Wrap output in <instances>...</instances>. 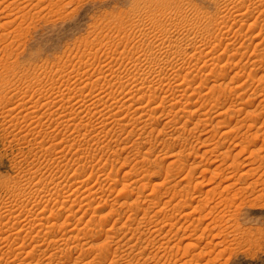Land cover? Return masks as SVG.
Wrapping results in <instances>:
<instances>
[{"label":"rangeland","instance_id":"rangeland-1","mask_svg":"<svg viewBox=\"0 0 264 264\" xmlns=\"http://www.w3.org/2000/svg\"><path fill=\"white\" fill-rule=\"evenodd\" d=\"M0 1V24L6 25L0 26V217L1 214H7L6 217L11 215L10 207L14 209L12 215L15 216L23 207L25 211L30 210L28 215L31 210L34 211L29 215V222L21 221L24 217L19 219L23 224L21 226L18 220L0 218V264H92L95 261L96 264H159V260L160 264H264V0L259 3V0H17L18 4L10 0ZM232 8L234 11L230 10ZM235 17L237 20H234ZM200 24L202 28L197 29ZM162 30L173 33L174 38L181 41L179 48L188 51L189 57L184 56V74L189 72L188 78L193 79V86L188 88L189 93L194 90L191 92L193 95L182 92L187 87L185 83L183 85L182 78L176 81L179 84H175L177 88L175 86V90L169 91L171 94L174 92L172 97L180 98L182 95V104H177L173 109V123L168 122L167 125L164 122V126L163 122H159L160 119L157 120L158 114L166 113L167 106L168 111L172 108L168 98L164 100L163 109L157 108V113L153 109L149 113L153 117L147 115L142 119L147 121V124L142 121L146 125L130 122L121 128L109 124V121H105V125L104 116L101 117L106 111L102 109L104 106L100 107L101 110L88 111V115V102L91 104L101 95L112 98H109V103L124 101L129 95L131 85V88L128 85V88L120 89L116 80L102 82L103 90L95 88L91 92L88 86L85 91L84 88L74 89V92H82L71 93L77 105L73 101V105L67 104L66 108L73 112L79 111V118L70 122L44 116V108L40 105L39 111L37 107L24 109L21 113H25V120H15L14 123L10 119L15 113L3 111L15 106V103L17 105L20 95L28 99L34 97L35 101L44 84L49 87L63 80L59 75V79L57 75L54 78L46 73L44 75L45 68L54 74V70L65 67L67 74L75 75L73 79L79 80L81 76L86 82L98 69L106 67L109 73L131 77L135 72L134 67H131V58L139 57L151 47L157 48L159 42L155 37L163 34ZM190 43L192 46L188 45ZM194 45L208 51L212 47L215 52L209 53L211 56L201 54V59H197L196 55L191 60L190 55L196 50ZM174 51L176 53V49ZM159 54L157 52L155 58L162 62L172 58L165 53H161V57ZM80 63L90 65L81 67ZM146 67L143 66L145 71H141L144 77L149 70ZM111 91H114V96ZM160 91L158 89V94H161L156 99L158 103L165 96ZM198 93L211 96L206 100L204 95L200 98ZM216 94L220 96L219 101L215 100L218 99ZM41 95V101H44V94ZM76 99H79L78 102ZM79 104L82 106L79 107ZM59 105L60 102L56 103L54 108ZM69 106L74 108L70 109ZM33 110V115H30ZM133 112L128 117L138 116ZM27 115L30 117L27 118ZM39 116L43 120L40 121ZM91 116L94 117L89 120ZM81 117L84 118L82 121ZM202 118L206 119L205 122L199 123L198 120ZM34 121L41 125H36ZM96 124L99 125L97 128ZM52 179L62 181L64 195L61 201L47 199L50 196H43V193L41 196L35 190L39 181H46L49 186ZM76 180H85L89 184L79 187L71 183ZM85 188L91 190L84 191ZM85 192H92L91 199L81 202L80 198L86 195ZM68 196H71L70 199L64 198ZM134 205L139 206V209L153 208L149 209L150 213L145 217L144 211H138L135 216L132 214L134 211L129 212L135 209ZM39 209L44 210V214L41 216L43 219L38 221L35 217ZM128 216L135 219L130 220ZM170 218L175 221H170ZM40 221L45 226L40 225ZM139 225L144 229L150 225L151 229L155 225L165 228L157 235L153 232L151 235L150 231L149 235L144 232L142 240H139L138 232L144 231L142 228L138 230ZM21 228L24 230L19 232ZM159 241L169 243L159 250L156 247L158 244H154ZM122 243L128 244L127 248L126 245L121 248ZM108 248L110 251L106 250ZM50 253L54 259L49 257ZM105 256L107 261L103 259Z\"/></svg>","mask_w":264,"mask_h":264},{"label":"bare ground","instance_id":"bare-ground-1","mask_svg":"<svg viewBox=\"0 0 264 264\" xmlns=\"http://www.w3.org/2000/svg\"><path fill=\"white\" fill-rule=\"evenodd\" d=\"M232 1V0H231ZM252 1V0H251ZM256 1H258V0H256ZM10 2H12L13 4L14 3H16V4H18V1L17 0H14V1H11L10 0ZM26 2V1H25ZM32 2V1H31ZM253 2V1H252ZM260 2V0L258 1V3ZM264 2V1H263ZM0 3L2 4V2L0 1ZM21 3V2H20ZM232 3V2H231ZM255 3V2H254ZM15 4V5H16ZM233 4V3H232ZM9 5V4H8ZM25 5V4H24ZM231 5V4H230ZM253 5V4H252ZM17 6V5H16ZM46 6V5H45ZM264 6V5H263ZM10 7V6H9ZM238 7V6H237ZM23 8V7H22ZM25 8V7H24ZM16 9V8H15ZM12 10V9H11ZM20 10V9H19ZM23 10V9H22ZM231 11L233 10V8L232 9H230ZM235 10H236V8H235ZM3 11V10H2ZM15 11V10H14ZM234 11V10H233ZM240 11V10H239ZM24 13H26V12H24ZM37 13V12H36ZM230 13V12H229ZM232 13V12H231ZM230 13V14H231ZM235 13V12H234ZM237 13V12H236ZM10 14V13H9ZM230 14L228 15V16H230ZM239 14H242V13H239ZM239 14H236V15H239ZM32 15V14H31ZM227 15V14H226ZM225 16V15H224ZM235 16V15H234ZM24 17H25V15H24ZM226 17V16H225ZM238 17V16H237ZM234 18V17H233ZM232 18V19H233ZM242 18V17H241ZM6 19H7V17H6ZM226 19H228V18H226ZM18 20V19H17ZM230 20H231V18H230ZM234 20H237L236 19V17H235V19ZM233 20V21H234ZM20 21V20H19ZM223 21V20H222ZM221 21V22H222ZM229 21V20H228ZM6 23H7V21H5ZM139 23V22H138ZM225 23V22H224ZM235 23V22H234ZM18 24H20V23H18ZM203 24V23H202ZM202 24H200V27H197V29H199V28H202L201 26H202ZM5 25V24H4ZM4 25H1L0 24V26H4ZM6 26V25H5ZM9 26V25H8ZM11 27V26H10ZM18 27H19V25H18ZM206 27V26H205ZM218 27V26H217ZM196 28V27H195ZM207 28H209V27H207ZM2 29H4V28H2ZM14 29V28H13ZM169 29V28H168ZM176 29V28H175ZM7 30H8V28H7ZM22 30V29H21ZM178 30V29H177ZM162 32H163V30H162ZM169 32V31H168ZM262 32V31H261ZM145 33V32H144ZM161 33V32H160ZM169 33H171V32H169ZM169 33H167V31L166 32H163V34H161V35H156V37L155 38H157V41L159 42L158 43V47L157 48H154V47H151L149 50H147L145 53H143V54H140V56L139 57H133V58H131L132 59V61H130V63L132 62V64H133V66L131 65V67H134L133 69L135 70V72H133L132 73V76H134V77H132L131 75H129V76H131V77H122V76H120V75H116V73L115 74H113L112 72L111 73H109V70L107 69V67L106 68H103V69H98L96 72H95V75L93 76L92 75V77L90 76V78H87V79H91V80H88L89 82H86V81H83L84 80V78H83V80H82V78H81V76L80 77H78V78H80L79 80H75V78L73 79L72 78V76L74 77L75 75H72V76H70V73L69 74H67L66 73V69L67 68H65V67H62V69L60 68V69H57L56 71L54 70V72L56 73H54V74H51V71H48V70H46V68H45V70H44V75H45V73L46 74H48V75H50V76H52V78H54V75H57V77H58V79L60 78L59 76H62V79L64 80H60V83H58V84H56V83H54V82H52V83H54V84H51V85H49V87H46L45 86V84H44V87H42L41 89H42V91L40 90L39 91V97H37V99L34 101L33 99H34V97L33 98H31L30 97V99H28L27 98V96H21L20 95V98H19V95H18V97L17 98H19L18 99V103H17V105H16V103H15V106H13V107H9V108H6V109H3V108H5V107H3L2 109H3V111L5 112V113H7V114H13V113H15V114H13V115H11V121L14 123L15 122V120H19V119H24L25 120V118H26V115H25V113H24V115H22V111L24 110V109H30V110H32V108L34 109L35 107H37L36 109H38V105H40V107H42V108H44V116L45 115H47L48 117H52V118H54L56 121H57V118H58V120L59 121H61V119H65V120H67L68 122H70V121H72V120H76V118H79L78 117V112H76V111H74L73 112V110L72 111H69L66 107V105L67 104H72V102L74 101L73 99H74V97L72 96L75 92H76V90H75V92H74V89H82V88H84V91H85V88H87V86H88V88H90V89H88V90H91V92L96 88H98V89H102L103 87L101 86V83L102 82H106V81H108L109 83L111 82V81H114V80H116L117 81V84H118V88H120V89H125L128 85H129V87H130V85H131V87H132V89H131V91H130V93H129V95L126 97V98H124L123 96V98H124V101H118V100H116L115 102H113L112 100L110 101V102H113V103H109V98L110 97H105L106 95H101L102 97H100V98H97L96 100H94L91 104L88 102V107H87V112L89 111H91V112H94L93 110H98L97 108H99L100 110H101V106H104V108L102 107V109H106V111H103L104 113H103V115L101 116V117H103L104 118V122L105 121H109V124L110 123H112V124H114V125H118V126H120L121 128H124L125 126H127L128 124H130V122L131 123H137V124H140L142 121H145V120H142V119H144V117H146L147 115H149V113L153 110V109H155V111H156V109L157 108H159V107H163V103H164V100L166 99V98H168V99H170L168 102H170L171 103V107L172 108H169L170 110L168 111L167 110V107H166V113H162L160 116H161V118H160V116H159V114L157 115L159 118L157 119L156 117V119L157 120H159V122H163V125H164V122H165V124L167 123V125H169V123L168 122H170V124L171 123H173L174 122V120H175V118H174V114H173V109L175 108V106L178 104V106H180L179 104H182L181 102V96H180V98H178V97H176V96H173L172 97V94L174 93H172L171 94V90H173L174 88L173 87H175L177 84H176V81L177 80H179L180 78H182L184 81H183V85H187V87L186 88H184V90L182 91L183 93H187V94H189L190 95V93L192 92H194V90L193 91H191L190 93H189V91H188V88H191V85L193 86V79H190V77L188 78V76H189V72L188 73H185L184 74V56L186 55H188V57H189V54L187 53L188 51H186L185 49V51L183 50V48L181 49V48H179L180 47V45H181V41H180V39L179 38H177V39H179V40H176L175 38H174V35H172L173 33H171V34H169ZM9 35V34H8ZM148 35V34H147ZM176 35V34H175ZM229 35V34H228ZM234 35V34H233ZM254 35V34H253ZM260 35H261V33H260ZM150 36V35H149ZM196 36V35H195ZM257 36H259V35H257ZM15 37V36H14ZM178 37V36H177ZM256 37V36H255ZM9 38V37H8ZM222 39H223V37H221ZM228 38V37H227ZM237 38H239V37H237ZM3 39H4V37H3ZM186 39H188V38H186ZM193 39V38H192ZM189 40V39H188ZM227 40V39H226ZM229 40H231V39H229ZM12 41V40H11ZM220 41V40H219ZM224 41V40H223ZM6 42H7V40H6ZM186 42V41H185ZM229 42V41H228ZM233 42H235V41H233ZM1 43V42H0ZM2 44V43H1ZM183 44V43H182ZM221 44V43H220ZM234 44V43H233ZM137 45V44H136ZM188 45H191V43L190 44H188ZM198 45V44H197ZM202 45V44H201ZM206 45V44H205ZM205 45H203V46H205ZM208 45V44H207ZM211 45V44H210ZM230 45V44H229ZM14 46V45H13ZM178 46V47H177ZM192 46V45H191ZM195 46V45H194ZM200 46V45H199ZM233 46V45H232ZM196 47V46H195ZM194 47V48H195ZM198 47V46H197ZM196 47V50L194 51V53L193 54H191L190 55V57H191V60L193 59V57L195 58V56L196 55H198L197 57V59H201L202 58V56L203 55H210V54H212L213 53V51L215 52V50L212 48V47H210V48H208V49H210L209 51L208 50H204V49H201V48H197ZM227 47V46H226ZM231 47V46H230ZM6 48V47H5ZM11 48V47H10ZM212 48V49H211ZM176 49V53H175V50ZM193 49V48H192ZM207 49V48H206ZM174 51V52H173ZM157 52H159L160 54L162 53H165L164 55H166V56H172V58L169 60V61H166V62H162L161 60H157L156 58H155V55H156V53ZM210 53V54H209ZM159 54V55H160ZM201 54H203V55H201ZM214 54V53H213ZM199 55L201 56L200 58H199ZM94 56V55H93ZM158 56V55H157ZM205 56V57H206ZM211 56V55H210ZM160 57H161V55H160ZM170 58V57H169ZM187 58V57H186ZM186 58H185V61H186ZM214 58V57H213ZM190 59V58H189ZM196 59V60H197ZM216 59V58H215ZM168 60V59H167ZM209 60V59H208ZM86 62V61H85ZM193 62H194V60H193ZM199 62V61H198ZM214 62V61H213ZM109 63V62H108ZM81 64V63H80ZM85 64H87V63H84V64H81V67H82V65H84L83 67H86L85 66ZM111 64V63H110ZM129 64V63H128ZM189 64V63H188ZM194 64V63H193ZM200 64V63H199ZM215 64V63H214ZM79 65V64H78ZM87 65H90V64H87ZM64 66V65H63ZM104 66H106V65H104ZM110 66V65H109ZM130 66V65H129ZM143 66H147L148 68H149V70H147V76L146 77H144L143 76V74H142V70H144V69H142L143 68ZM192 66V65H191ZM204 66V65H203ZM223 66V65H222ZM61 67V66H60ZM88 67V66H87ZM126 67V66H125ZM146 67V68H147ZM186 67V66H185ZM190 67V66H189ZM219 67V66H218ZM55 68V67H54ZM63 68H65V69H63ZM214 68V67H213ZM56 69V68H55ZM72 69V68H71ZM76 69V68H75ZM81 69V68H80ZM109 69H110V67H109ZM186 69V68H185ZM215 69V68H214ZM66 70V71H65ZM241 70V69H240ZM41 71V70H40ZM77 71V70H76ZM81 71V70H80ZM112 71V70H111ZM129 71V70H128ZM145 71V70H144ZM189 71V70H188ZM42 72V71H41ZM68 72V71H67ZM213 72V71H212ZM215 72V71H214ZM220 72V71H219ZM72 73V72H71ZM146 73V72H145ZM198 73V72H197ZM201 73V72H200ZM228 74V73H227ZM59 75V76H58ZM124 75V74H123ZM194 75V74H193ZM192 75V77H194ZM224 75V74H223ZM240 75V74H239ZM202 76V75H201ZM222 76V75H221ZM49 77V76H48ZM83 77V76H82ZM191 77V78H192ZM203 77V76H202ZM207 77V76H206ZM51 78V77H50ZM65 78V79H64ZM78 78H76V79H78ZM198 78V77H197ZM239 78V77H238ZM74 81H73V80ZM49 81H51V80H49ZM53 81V80H52ZM56 81V80H55ZM59 81V80H58ZM63 81V82H62ZM46 82V81H45ZM44 82V83H45ZM47 82H48V80H47ZM179 82V81H178ZM181 82H182V80H181ZM181 82H179V83H181ZM195 82V81H194ZM205 82V81H204ZM50 83V82H49ZM49 83H46L47 85L49 84ZM116 83V82H115ZM185 83V84H184ZM117 84H116V86H117ZM176 84V85H175ZM201 84H203V83H201ZM223 84V83H222ZM82 85H83V87H82ZM112 85V84H111ZM113 85L115 86V84L113 83ZM112 85V86H113ZM179 85V84H178ZM177 85V86H178ZM31 86V85H30ZM42 86H43V84H42ZM177 86H176V88H177ZM181 86V85H180ZM203 86V85H202ZM130 87V88H131ZM184 87V86H183ZM183 87H181V88H183ZM214 87V86H213ZM219 87V86H218ZM239 87V86H238ZM242 87V86H241ZM39 88H40V86H39ZM105 88H107V87H105ZM114 88V87H113ZM128 88V87H127ZM179 88V87H178ZM194 88V87H193ZM195 88H196V86H195ZM220 88H221V86H220ZM219 88V89H220ZM114 89H116V88H114ZM119 89V90H120ZM158 89L160 90H162V91H160V92H162L165 96H164V98L158 103L157 101H156V99L159 97L158 95H161V94H158L159 92H158ZM180 89V88H179ZM178 89V90H179ZM231 89V88H230ZM236 89V88H235ZM103 90V89H102ZM175 90V89H174ZM196 90V89H195ZM233 90V89H232ZM79 91V90H78ZM77 91V92H78ZM82 91V90H81ZM169 91H171V92H169ZM212 91V90H211ZM36 92V91H35ZM37 92H38V90H37ZM74 92V93H73ZM76 92V93H77ZM80 92V91H79ZM88 92V91H87ZM90 92V91H89ZM90 92V93H91ZM99 92V91H98ZM97 92V93H98ZM104 92V91H103ZM103 92H102V94H103ZM114 92V91H113ZM112 91H111V94L113 93ZM117 92V91H116ZM120 92H121V90H120ZM169 92V93H168ZM204 92V91H203ZM209 92V91H208ZM34 93V92H33ZM71 93H72V95H71ZM80 93H82V92H80ZM100 93H101V91H100ZM124 93H126V92H124ZM178 93V92H177ZM191 93V94H192ZM41 94H44L43 95V98H44V101H41V99H42V95ZM85 94V93H84ZM110 94V95H111ZM114 94V93H113ZM112 94V95H113ZM128 94V93H127ZM126 94V95H127ZM163 94H162V97H163ZM199 94V93H198ZM213 94H214V92H213ZM218 94V93H217ZM216 94V97L218 98V99H215L216 101H219L220 100V96L219 95H217ZM27 95V94H26ZM79 95V94H78ZM81 95V94H80ZM86 95V94H85ZM95 95V94H94ZM109 95V96H110ZM174 95V94H173ZM193 95V94H192ZM200 95V94H199ZM204 95V97L206 98V100H208L209 99V97L211 96H209L208 95V93H204L203 94ZM203 95H200V98H202V96ZM34 96V95H33ZM84 96V95H83ZM98 96H99V94H98ZM106 98V99H104V97ZM114 96V95H113ZM185 96V95H184ZM183 96V97H184ZM213 96V95H212ZM77 97V96H76ZM79 97V96H78ZM82 97V96H81ZM80 97V98H81ZM89 97V96H88ZM112 97V96H111ZM117 97V96H116ZM121 97V98H122ZM161 97V96H160ZM79 98V99H80ZM92 98V97H91ZM94 98H95V96H94ZM108 98V99H107ZM120 98V97H119ZM186 98V97H185ZM208 98V99H207ZM16 99V98H15ZM78 99V100H79ZM82 99V98H81ZM80 99V100H81ZM84 99V98H83ZM88 99V98H87ZM89 99H90V97H89ZM88 99V100H89ZM110 99H112V98H110ZM78 100L76 99V102H78ZM115 100V99H114ZM205 100V99H204ZM211 100H213V99H211ZM210 100V101H211ZM215 100H214V102H215ZM16 101H17V99H16ZM90 101V100H89ZM167 101V100H166ZM59 102H60V105L57 107V108H54V106L56 107V103L57 104H59ZM86 102V101H85ZM86 102V103H87ZM205 102H207V101H205ZM212 102V101H211ZM14 103V102H13ZM52 103H54V105L52 106ZM80 103H82V101L80 102ZM170 103H169V105H170ZM73 104H75V101L73 102ZM72 104V105H73ZM84 104V103H83ZM90 104V105H89ZM165 104H167L166 102H165ZM201 104V103H200ZM217 104H218V102H217ZM14 105V104H13ZM75 105H77V104H75ZM74 105V106H75ZM197 105V104H196ZM223 105V104H222ZM79 107H81L82 106V104L80 105H78ZM84 106V105H83ZM85 106H86V104H85ZM178 106H177V108H178ZM185 105H181V107L183 108ZM187 106V105H186ZM195 106V105H194ZM202 106H203V104H202ZM213 106H217V105H214L213 104ZM258 106V105H257ZM70 107V109L73 107V106H69ZM68 107V108H69ZM164 107H165V105H164ZM163 107V108H164ZM170 107V106H169ZM218 107V106H217ZM221 106H219L218 108H220ZM1 108V107H0ZM74 108V107H73ZM77 108V107H76ZM83 108V107H82ZM81 108V109H82ZM160 108V109H161ZM162 108V109H163ZM184 108H186V107H184ZM1 109V110H2ZM84 109V108H83ZM162 109H161V112H162ZM172 109V110H171ZM187 109V108H186ZM185 109V110H186ZM199 109H201V106L199 107ZM198 109V110H199ZM202 109H205L204 107H202ZM222 109V108H221ZM229 109V108H228ZM80 110V109H79ZM95 110V111H96ZM164 110V111H165ZM179 110V109H178ZM181 110V109H180ZM190 110V109H189ZM192 110V109H191ZM213 110V109H212ZM227 110V109H226ZM252 110V109H251ZM2 111V112H3ZM29 111V110H28ZM27 111V112H28ZM36 111V110H35ZM38 111H39V109H38ZM82 111V110H81ZM125 111V112H124ZM126 111H127V113H126ZM131 111H134L135 112V114H138V116L137 117H135V116H131V117H128L129 116V114L131 113ZM157 111H158V109H157ZM157 111H156V113H157ZM196 111V110H195ZM203 111V110H202ZM222 111V110H221ZM221 111H220V113H221ZM225 111V110H224ZM223 111V112H224ZM257 111V110H256ZM85 112V111H84ZM89 112H88V115H89ZM133 112V113H134ZM153 112V111H152ZM192 112H194V111H192ZM192 112H190V113H192ZM198 112V111H197ZM253 112V111H252ZM4 113V114H5ZM33 113H34V110L33 111H30V115L32 114L33 115ZM36 113V112H35ZM101 113H102V111H101ZM124 113V114H123ZM159 113V112H158ZM195 113V112H194ZM193 113V114H194ZM202 113V112H201ZM201 113H200V115H201ZM219 113V112H218ZM224 113H226V112H224ZM250 113H251V111H250ZM255 113V112H254ZM3 114V113H2ZM42 114V113H41ZM80 114H82V113H80ZM79 114V115H80ZM86 114V113H85ZM84 114V115H85ZM92 114V113H91ZM90 114V115H91ZM100 114V113H99ZM203 114H205V113H203ZM210 114V113H209ZM248 114V113H247ZM6 115V114H5ZM35 115V114H34ZM36 115H37V113H36ZM43 115V114H42ZM41 115V116H42ZM93 115V114H92ZM95 115H97L96 113H95ZM191 115V114H190ZM149 116H151V117H153L152 116V113L149 115ZM247 116V115H246ZM30 117V116H29ZM28 117V115H27V118H29ZM38 117V116H37ZM82 117H84L83 115H82ZM81 117V118H82ZM87 116H85V118H86ZM92 117H94V116H91V117H89V120L92 118ZM97 117V116H96ZM98 117H99V115H98ZM32 118V117H31ZM34 118H35V116H34ZM80 118V119H81ZM150 118V117H149ZM177 118V117H176ZM37 119V118H36ZM35 119V120H36ZM84 118H82L81 119V121L83 120ZM146 119H148V118H146ZM9 120V119H8ZM38 120V119H37ZM39 120H40V116H39ZM41 120H43V119H41ZM40 120V121H41ZM45 120V119H44ZM46 120H48V119H46ZM54 120V121H55ZM127 120V121H126ZM153 120V119H152ZM206 120V119H205ZM205 120L202 118V119H199L198 120V122L199 123H201V122H205ZM33 121V120H32ZM31 121V122H32ZM50 121V120H49ZM52 121H53V119H52ZM55 121V122H56ZM86 121V120H85ZM97 121H99V119L97 120ZM154 121V120H153ZM152 121V122H153ZM39 122V121H38ZM47 122V121H46ZM62 122H65V121H62ZM61 122V123H62ZM87 122H88V120H87ZM101 122V121H100ZM147 121H145V123H146ZM151 122V123H152ZM158 122V121H157ZM33 123H35V121L33 122ZM59 123V122H58ZM57 123V124H58ZM77 123V122H76ZM81 123H83V122H81ZM96 123V122H95ZM94 123V124H95ZM143 123V122H142ZM145 123H143V124H145ZM219 123V122H218ZM30 124V123H29ZM36 124V123H35ZM37 124H40L41 125V123H37ZM36 124V125H37ZM50 124V123H49ZM48 124V125H49ZM57 124H55V125H57ZM65 124H67V125H69L68 123H65ZM71 124L72 123H70V126H71ZM80 124V123H79ZM85 124V123H84ZM87 124V123H86ZM93 124V125H94ZM147 124V123H146ZM145 124V125H146ZM153 124V123H152ZM184 125H185V123H183ZM15 125H17V124H15ZM45 125V124H44ZM47 125V126H48ZM64 125V124H63ZM66 125V126H67ZM73 125H77V124H74L73 123ZM83 125V124H82ZM88 125V124H87ZM91 125V124H90ZM103 125H104V123H103ZM105 125H107V123L105 122ZM155 125H157V124H155ZM158 125H160V124H158ZM18 126V125H17ZM39 126V125H38ZM43 126V125H42ZM41 126V127H42ZM59 126V125H58ZM65 126V125H64ZM64 126H62V127H64ZM85 125H83V127H84ZM97 126H99V125H97L96 124V128H97ZM110 126V125H109ZM113 126V125H112ZM112 126H111V128H112ZM124 126V127H123ZM165 126V125H164ZM173 126V125H172ZM216 126V125H215ZM57 127V126H56ZM59 127H61V126H59ZM73 127V126H72ZM76 127H78V126H76ZM82 127V126H81ZM81 127H79V128H81ZM82 127V128H83ZM87 127V126H86ZM103 127V126H102ZM106 127V126H105ZM113 127H116V126H113ZM119 127V128H120ZM182 127V126H181ZM239 127V126H238ZM22 128V127H21ZM37 128V127H36ZM65 128V127H64ZM91 128V127H90ZM111 128H110V130H111ZM117 128V127H116ZM115 128V129H116ZM120 128V129H121ZM158 128V127H157ZM23 129V128H22ZM66 129H67V127H66ZM71 129V128H70ZM73 129V128H72ZM76 129H78V128H76ZM75 129V130H76ZM92 129H94V128H92ZM91 129V130H92ZM103 129V128H102ZM109 129V128H108ZM112 129H114V128H112ZM140 129V128H139ZM138 129V130H139ZM144 129H145V126H144ZM150 129H152V128H150ZM159 129V128H158ZM176 129H178V128H176ZM187 129V128H186ZM59 130H60V128H59ZM67 130H69V129H67ZM78 130H80V129H78ZM88 130V129H87ZM100 131H101V129H99ZM99 130H97L98 132H99ZM143 129H141V131H142ZM154 130H156V128L154 129ZM42 131V130H41ZM58 131V130H57ZM63 131V130H62ZM66 131V130H65ZM74 131V130H73ZM72 131V132H73ZM117 131V130H116ZM71 132V131H70ZM74 132H76V133H78L77 131H74ZM89 132H90V129H89ZM93 132L95 133V131L93 130ZM140 132V131H139ZM144 132V131H143ZM151 132V131H150ZM162 132V131H161ZM83 133V132H82ZM87 133V132H86ZM180 133V132H179ZM30 134V133H29ZM68 134H71V133H68ZM88 134V133H87ZM86 134V135H87ZM152 134V133H151ZM246 134H248V133H246ZM78 135V134H77ZM83 135V134H82ZM96 135V134H95ZM146 135V134H145ZM153 135V134H152ZM151 135V136H152ZM160 135V134H159ZM185 135V134H184ZM70 136V135H69ZM84 137H85V134L83 135ZM82 136V137H83ZM174 136V135H173ZM25 137V136H24ZM67 137V136H66ZM91 137V136H90ZM145 137V136H144ZM143 137V138H144ZM175 137V136H174ZM179 137H180V135H179ZM211 137V136H210ZM150 138V137H149ZM184 138V137H183ZM64 139V138H63ZM90 139V138H89ZM179 139V138H178ZM141 140V139H140ZM180 140V139H179ZM205 140H207V139H205ZM212 140H213V138H212ZM75 141V140H74ZM151 141V140H150ZM251 141V140H250ZM135 142V141H134ZM138 142V141H137ZM157 142V141H156ZM179 142V141H178ZM177 142V143H178ZM185 142V141H184ZM204 142V141H203ZM253 142V141H252ZM253 144V143H252ZM56 145V144H55ZM120 145V144H119ZM118 145V146H119ZM130 145V144H129ZM140 145V144H139ZM139 147V146H138ZM247 147H248V145H247ZM63 148V147H62ZM101 148V147H100ZM213 148V147H212ZM261 148V147H260ZM264 148V147H263ZM219 149V148H218ZM245 149V148H244ZM249 149V148H248ZM243 150V149H242ZM77 151V150H76ZM117 151V150H116ZM207 151V150H206ZM244 151V150H243ZM242 151V152H243ZM101 152H103V151H101ZM186 152V151H185ZM117 153V152H116ZM241 154V153H240ZM216 155V154H215ZM219 156V155H218ZM236 156V155H235ZM217 157V156H216ZM224 157V156H223ZM59 158H61V157H59ZM225 158V157H224ZM80 159V158H79ZM78 160V159H77ZM110 160V159H109ZM60 161V160H59ZM75 161V160H74ZM175 161H176V159H175ZM250 161V160H249ZM77 162V161H76ZM79 162H80V160H79ZM224 162H225V160H224ZM78 163V162H77ZM197 163H199V162H197ZM221 163V162H220ZM226 164V163H225ZM230 164V163H229ZM84 165V164H83ZM219 166H221V165H219ZM226 166V165H225ZM224 166V167H225ZM79 167V166H78ZM197 167V166H196ZM228 167V166H227ZM114 168V167H113ZM234 168V167H233ZM190 169V168H189ZM193 169V168H192ZM249 169V168H248ZM251 169V168H250ZM79 170V169H78ZM180 170V169H179ZM130 171V170H129ZM190 171H192V170H190ZM204 171V170H203ZM237 171V170H236ZM250 171V170H249ZM239 172V171H238ZM248 172V171H247ZM126 173V172H125ZM246 173V172H245ZM64 177V176H63ZM62 177V178H63ZM79 177V176H78ZM78 177H76V178H78ZM216 177V176H215ZM185 178V177H184ZM53 181H50L49 183H51L49 186H48V183H45L44 181H39V184H37L36 185V191H37V193L39 192V193H41L40 195L42 196V193L44 194L43 196H50V198H47V199H51L52 200V198H54V200L56 199V200H59V201H61L60 199L61 198H63L62 196L64 195L63 193H62V181H54L55 179H52ZM89 180V179H88ZM228 180H229V178H228ZM48 181V180H47ZM85 181V180H84ZM84 181H82V182H79L78 180H76V181H73V182H71L72 184H76V185H78L79 187H83V186H87L89 183L88 182H84ZM87 181V180H86ZM67 182V181H66ZM99 182V181H98ZM64 184V183H63ZM100 184V183H99ZM164 184V183H163ZM94 185V184H93ZM100 185H102V184H100ZM134 186V185H133ZM216 186V185H215ZM252 186V185H251ZM226 187V186H225ZM93 188V187H92ZM214 188V187H213ZM227 188V187H226ZM14 189V188H13ZM83 189V188H82ZM89 190H91L90 188H88ZM86 190V188L84 189V191L86 190V191H89V190ZM140 189V188H139ZM217 189H218V187H217ZM34 190V189H33ZM79 190V189H78ZM170 190V189H169ZM212 190V189H211ZM210 190V191H211ZM214 190V189H213ZM64 191V190H63ZM77 191V190H76ZM83 191V190H82ZM94 191V190H93ZM97 191V190H96ZM137 191H138V189H137ZM175 191V190H174ZM216 191V190H215ZM97 192H99V191H97ZM165 192V191H164ZM167 192V191H166ZM75 193V192H74ZM74 193H72V194H74ZM77 193V192H76ZM86 193V195L84 196V197H81L80 199L82 200L81 202H84V200H87V199H89V197L92 195V192H89V193H87V192H85ZM94 193H96L95 191H94ZM93 193V194H94ZM176 193V192H175ZM172 194V193H171ZM208 194V193H207ZM236 194V193H235ZM39 195V194H38ZM66 195H68V194H66ZM165 195V194H164ZM187 195V194H186ZM182 196V195H181ZM206 196V195H205ZM227 196V195H226ZM234 196V195H233ZM236 196V195H235ZM38 197V196H37ZM70 197L71 196H68V197H64V198H67V199H70ZM75 197V196H74ZM77 197V196H76ZM129 197V196H128ZM141 197V196H140ZM162 197V196H161ZM172 197V196H171ZM184 197V196H183ZM211 197V196H210ZM232 197V196H231ZM230 197V198H231ZM43 198V197H42ZM45 198V197H44ZM136 198H138V197H136ZM163 198V197H162ZM182 198V197H181ZM225 198V197H224ZM25 199V198H24ZM40 199V198H39ZM91 199V198H90ZM89 199V200H90ZM203 199V198H202ZM212 199V198H211ZM210 199V200H211ZM233 199H235V198H233ZM36 200V199H35ZM43 200H45V199H43ZM89 200H87V201H89ZM169 200V199H168ZM207 200V199H206ZM38 201V200H37ZM62 201H64V200H62ZM76 201V200H75ZM86 201V202H87ZM133 201V200H132ZM144 201V200H143ZM154 201V200H153ZM157 201H159V200H157ZM163 201V200H162ZM205 201V200H204ZM233 201V200H232ZM17 202V201H16ZM77 202H78V198H77ZM80 202V201H79ZM171 202V201H170ZM200 202V201H199ZM234 202V201H233ZM7 203V202H6ZM5 203V204H6ZM59 203V202H58ZM72 203V202H71ZM89 202H87V204H88ZM145 203V202H144ZM149 203V202H148ZM156 203V202H155ZM169 203V202H168ZM168 203H166L165 202V204H168ZM205 203V202H204ZM207 203V202H206ZM211 203V202H210ZM223 203V202H222ZM239 203V202H238ZM17 204V203H16ZM42 204V203H41ZM64 204V203H63ZM73 204V203H72ZM123 204V203H122ZM137 204V203H136ZM150 204V203H149ZM151 204H153V203H151ZM183 204V203H182ZM215 204H217V203H215ZM230 204V203H229ZM232 204V203H231ZM242 204V203H241ZM38 205V204H37ZM132 204H130V206H131ZM138 205V204H137ZM137 205H134V210H132V211H129V212H133L134 211V213H132L133 215H135L138 211H144V214H143V216L145 217L146 215H148L150 212H149V209L150 208H153V207H147L146 209H139V206H137ZM174 205V204H173ZM205 205V204H204ZM207 205V204H206ZM220 205V204H219ZM41 206V205H40ZM54 206V205H53ZM66 206H67V204H66ZM177 206V205H176ZM175 206V207H176ZM181 206V205H180ZM216 206V205H215ZM7 207V206H6ZM23 207V206H22ZM26 207V206H25ZM28 207V206H27ZM71 207V206H70ZM196 207V206H195ZM199 207V206H198ZM197 207V208H198ZM202 207V206H201ZM212 207V206H211ZM210 207V208H211ZM227 207V206H226ZM8 208H9V205H8ZM13 208V207H12ZM24 208V207H23ZM23 208L21 209V211H20V213L18 214H16V216L15 215H12L14 212H13V210L14 209H11V207L9 208V210H10V212L9 213H11V215H9L8 217H6L7 216V214H1L2 216L1 217H3V218H8L10 221H14V220H18V223L20 224V226L21 225H23V224H21V221H23V222H25V221H28L29 220V215L31 214V212H32V210H31V212H30V214L28 215V211H30V210H28V209H26L27 211H25V208H24V211H23ZM79 208V207H78ZM130 208V207H129ZM132 208H133V206H132ZM164 208V207H163ZM223 208V207H222ZM225 208V207H224ZM32 209V208H31ZM42 209V208H41ZM44 209V208H43ZM46 209V208H45ZM179 209V208H178ZM202 209H204V208H202ZM6 210V209H5ZM40 210V209H39ZM126 210H128L127 208H126ZM130 210V209H129ZM153 210V209H152ZM160 210V209H159ZM174 210V209H173ZM17 211V210H16ZM46 211V210H45ZM115 211V210H114ZM197 211V210H196ZM212 211V210H211ZM34 212V211H33ZM32 212V213H33ZM38 212V211H37ZM121 212V211H120ZM192 212V211H191ZM190 212V213H191ZM220 212V211H219ZM36 213V212H35ZM59 213V212H58ZM110 213V211L108 212V214ZM159 214H160V212H158ZM22 214V216H20ZM38 215L35 217L36 218V220H42L43 218L41 217V216H43L42 214H44V210H40L38 213H37ZM114 214V213H113ZM123 214H125V213H123ZM142 214V213H141ZM176 214V213H175ZM116 215V214H115ZM121 215V214H120ZM158 215V214H157ZM188 215V214H187ZM67 216V215H66ZM118 216V215H117ZM117 216H116V218H117ZM136 216V215H135ZM154 216V215H153ZM164 216V215H163ZM166 216V215H165ZM201 216V215H200ZM0 217V218H1ZM21 217H24V218H22L23 220H21L20 218ZM39 217H41L40 219H39ZM59 217V216H58ZM122 217V216H121ZM129 217V219L131 220H134L135 218L133 217V216H128ZM150 217V216H149ZM160 217V216H159ZM158 217V218H159ZM167 217H170V216H167ZM167 217H165L164 219L166 220V218ZM199 217V216H198ZM51 218V217H50ZM120 218V217H119ZM200 218V217H199ZM204 218H205V216H204ZM21 221H20V220ZM31 219V218H30ZM33 219V218H32ZM126 219V218H125ZM128 219V220H129ZM163 219V218H162ZM163 219V220H164ZM174 219V218H173ZM173 219H169L170 221H175V220H173ZM201 219V218H200ZM34 220V219H33ZM46 220V219H45ZM127 220V219H126ZM129 220V221H130ZM137 220V219H136ZM138 220H139V218H138ZM144 220V219H143ZM142 220V221H143ZM206 220V219H205ZM217 220V219H216ZM31 221V220H30ZM116 221V220H115ZM125 221V220H124ZM151 221V220H150ZM29 222V221H28ZM34 222H36V223H38L39 224V222H37V221H34ZM64 222V221H63ZM126 222V221H125ZM137 222V221H136ZM165 222V221H164ZM163 222V223H164ZM27 223V222H26ZM26 223H24V224H26ZM44 223V222H43ZM114 223V222H113ZM115 223H117V221L115 222ZM119 223V222H118ZM128 223V222H127ZM134 223H135V221H134ZM142 223V222H141ZM175 223V222H174ZM16 224V223H15ZM62 224V223H61ZM77 224V223H76ZM130 224H131V222H130ZM139 224H140V222H139ZM151 224V223H150ZM160 224V223H159ZM168 224H171V223H169L168 222ZM168 224H165V225H168ZM209 224V223H208ZM27 225H28V223H27ZM31 225H33L32 223H31ZM35 225L36 224H34V227H35ZM40 225H42V221H40ZM142 225V224H141ZM164 225V224H163ZM173 225V224H172ZM172 225H171V227H172ZM15 226V225H14ZM38 226V225H37ZM37 226H36V228H37ZM42 226H45L44 224L42 225ZM121 226V225H120ZM124 226V225H123ZM146 226V225H145ZM151 226V225H150ZM150 226L148 227L147 226V228L148 229H144L143 227H141L140 225H139V227H138V230L139 229H143L144 231L143 232H138V234H140L139 235V240H142V235L143 234H145L144 232H146V234H148V231H150L151 233L153 232V233H158V234H161V231H163V228H165L164 226H159V225H155V227H154V229H151L150 228ZM154 226V225H153ZM170 226V225H169ZM199 226V225H198ZM209 226V225H208ZM211 226V225H210ZM25 226H23V228H24ZM28 227V226H27ZM33 226H31V228H32ZM40 227V226H39ZM52 227V226H51ZM113 227H114V225H113ZM129 227V226H128ZM136 227H137V225H136ZM167 227V226H166ZM23 228H21L20 229V231L19 232H21V231H23L24 229ZM44 228V227H43ZM112 228V227H111ZM119 229H120V227H118ZM123 228V227H122ZM131 228V227H130ZM135 228V227H134ZM153 228V227H152ZM170 228V227H169ZM186 228V227H185ZM214 228V227H213ZM2 229V228H1ZM10 229H11V226H10ZM14 229V228H13ZM32 229H34V228H32ZM32 229H31V231H32ZM41 229V228H40ZM72 229H73V227H72ZM124 229V228H123ZM180 229V228H179ZM194 229V228H193ZM236 229V228H235ZM121 230V229H120ZM137 230V231H138ZM206 230V229H205ZM6 231V230H5ZM18 231V230H17ZM35 231V230H34ZM104 231V230H103ZM115 231V230H114ZM113 231V232H114ZM119 231V230H118ZM178 231V230H177ZM16 232V231H15ZM27 232H30V231H27ZM33 232V231H32ZM38 232H39V230H38ZM37 232V233H38ZM73 232V231H72ZM103 233V232H102ZM109 233V232H108ZM116 233H117V231H116ZM123 233V232H122ZM126 233H128V232H126ZM137 233V232H136ZM153 233L151 234V235H153ZM167 233V232H166ZM169 233V232H168ZM176 233V232H175ZM18 234V233H17ZM115 234V233H114ZM154 234V235H155ZM83 235V234H82ZM149 235V234H148ZM157 235V234H156ZM34 236H36V234L34 235ZM76 236V235H75ZM78 236V235H77ZM76 236V237H77ZM126 236V235H125ZM145 236V235H144ZM173 236V235H172ZM203 236V235H202ZM7 237H9V235L7 236ZM37 237V236H36ZM36 237H33V239L34 238H36ZM82 237V236H81ZM108 237V236H107ZM124 237V236H123ZM135 237V236H134ZM177 237V236H176ZM4 238H6V236L4 237ZM32 238V237H31ZM78 238V237H77ZM111 238V237H110ZM118 238V237H117ZM129 238V237H128ZM145 238V237H144ZM184 238V237H183ZM30 239V238H29ZM41 240H42V238H40ZM146 239V238H145ZM150 239V238H149ZM155 239V238H154ZM46 241L48 240V239H45ZM58 240V239H57ZM122 240H123V238H122ZM131 240V239H130ZM152 240H153V238H152ZM35 241H36V239H35ZM34 240L32 241V242H35ZM39 241V240H38ZM66 241V240H65ZM136 241V240H135ZM147 241V240H146ZM149 241H151V240H149ZM161 241V240H160ZM155 242L154 244L156 245V244H158V245H156V247H158L159 248V250L160 249H162L166 244H168L167 243V241H163V242ZM25 242V241H24ZM31 242V241H30ZM57 242V241H56ZM108 242V241H107ZM118 242V241H117ZM119 242H120V240H119ZM123 242V241H122ZM131 242V241H130ZM142 242V241H141ZM144 242V241H143ZM142 242V243H143ZM154 242V241H153ZM28 243H29V241H28ZM43 242H41V244H42ZM72 243V242H71ZM102 243V242H101ZM125 243V242H124ZM128 243V242H127ZM150 243V242H149ZM148 243V244H149ZM31 244V243H30ZM34 244V246H35V244H36V242L35 243H33ZM40 244V243H39ZM44 244H45V242H44ZM68 244V243H67ZM79 244V243H78ZM98 244V243H97ZM97 244H95V245H97ZM103 244H104V242H103ZM109 244V243H108ZM117 244V243H116ZM135 244V243H134ZM138 244V243H137ZM151 244V243H150ZM175 244V243H174ZM22 245V244H21ZM105 245V244H104ZM107 245V244H106ZM120 245V244H119ZM126 245V244H125ZM123 243H122V245H120V247L121 248H124V246H125ZM11 246V245H10ZM23 246V245H22ZM25 246V245H24ZM26 246H27V244H26ZM39 246V245H38ZM52 246V245H51ZM82 246H83V244H82ZM100 246H102V244H100ZM108 246V245H107ZM117 246H118V244H117ZM127 246H128V244L126 245V247L125 248H127ZM130 246V245H129ZM146 246V245H145ZM175 246V245H174ZM30 247V246H29ZM88 247V246H87ZM93 247V246H92ZM119 247V248H120ZM131 247V246H130ZM166 247V246H165ZM169 246H167V248H168ZM18 248V247H17ZM34 249H35V247H33ZM107 248V247H106ZM112 248V247H111ZM145 248V247H144ZM152 248V247H151ZM171 248V247H170ZM174 248V247H173ZM185 248V247H184ZM61 249V248H60ZM74 249V248H73ZM103 249V248H102ZM143 249V248H142ZM142 249H140V250H142ZM153 249V248H152ZM152 249H151V251H152ZM156 249V248H155ZM172 249V248H171ZM178 249H180V247L178 248ZM178 249H177V251H178ZM222 249V248H221ZM7 250V249H6ZM20 250V249H19ZM50 250V249H49ZM82 250V249H81ZM90 250V249H89ZM106 250H108V251H110L109 250V248L108 249H106ZM127 250V249H126ZM143 250H146V249H143ZM164 250H167L166 248H164ZM175 250V249H174ZM187 250V249H186ZM15 251V250H14ZM13 251V252H14ZM75 251V250H74ZM118 251V250H117ZM169 251V250H168ZM167 251V252H168ZM172 251V250H171ZM185 251V250H184ZM6 252V251H5ZM54 252H57V253H60V252H58V251H54ZM53 252V253H54ZM71 252V251H70ZM121 252V251H120ZM119 252V253H120ZM141 252V251H140ZM159 252V251H158ZM161 252H163V251H161ZM160 252V253H161ZM186 252V251H185ZM85 253V252H84ZM129 253V252H128ZM137 253V252H136ZM169 253V252H168ZM173 253V252H172ZM188 253V252H187ZM5 254V253H4ZM33 254V253H32ZM31 254V255H32ZM82 254V253H81ZM127 254V253H126ZM135 254V253H134ZM157 254V253H156ZM167 254V253H166ZM185 254V253H184ZM8 255V254H7ZM13 255V254H12ZM12 255H9L10 257H12ZM50 255L51 256H49V257H51V259H54V257H52V255L53 254H51L50 253ZM129 255V254H128ZM136 255H138V254H136ZM135 255V256H136ZM142 255V254H141ZM140 255V256H141ZM152 255V254H151ZM161 255H163L164 256V254L162 253ZM160 255V256H161ZM175 255V254H174ZM183 255V254H182ZM14 256H16L15 254H14ZM13 256V257H14ZM54 256V255H53ZM56 256V255H55ZM79 256V255H78ZM93 256H95V255H93ZM99 256V255H98ZM124 256V255H123ZM132 256V255H131ZM153 256V255H152ZM157 256V255H156ZM159 256V257H160ZM166 256V255H165ZM9 257V258H10ZM71 257V256H70ZM149 257V256H148ZM1 258V257H0ZM48 258V257H47ZM99 258H102V257H100L99 256ZM106 258V256L105 257H103V259H105ZM108 258V257H107ZM166 258L167 257H165V259L164 260H166ZM171 258V257H170ZM23 259V258H22ZM21 259V260H22ZM50 259V260H51ZM56 259V258H55ZM103 259H101V260H103ZM144 259V258H143ZM154 259H155V257H154ZM159 259V258H158ZM161 259H162V256H161ZM14 260V259H13ZM19 260V259H18ZM84 260V259H83ZM101 260H99V261H101ZM130 260H131V257H130ZM134 260V259H133ZM149 260V259H148ZM152 260H153V258H152ZM186 260V259H185ZM16 261V260H15ZM91 261V260H90ZM95 261V260H94ZM98 261V260H97ZM104 261H107V259H105ZM125 261V260H124ZM132 261V260H131ZM160 261L161 260H159V264H160ZM169 261H170V259H169ZM175 261V260H174ZM180 261V260H179ZM189 261V260H188ZM188 261H186V262H188ZM25 262V261H24ZM96 262V261H95ZM95 262H93L94 264H96ZM158 262V261H157ZM8 263V262H7ZM27 263V262H26ZM87 263V262H86ZM92 263V264H93ZM100 263V262H99ZM132 263V262H131ZM175 263V262H174ZM14 264V263H13ZM75 264V263H74ZM121 264V263H120ZM128 264V263H127ZM130 264V263H129ZM136 264V263H135ZM138 264V263H137ZM140 264H142V263H140ZM154 264H155V262H154ZM189 264V263H188Z\"/></svg>","mask_w":264,"mask_h":264}]
</instances>
